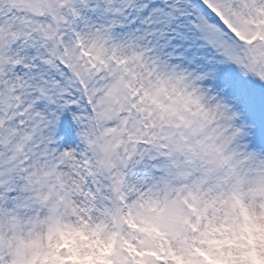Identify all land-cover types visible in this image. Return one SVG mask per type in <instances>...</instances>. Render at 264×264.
Segmentation results:
<instances>
[{
  "label": "snow or ice",
  "instance_id": "6c2138e0",
  "mask_svg": "<svg viewBox=\"0 0 264 264\" xmlns=\"http://www.w3.org/2000/svg\"><path fill=\"white\" fill-rule=\"evenodd\" d=\"M248 225L227 264L264 261V0H0V264H209Z\"/></svg>",
  "mask_w": 264,
  "mask_h": 264
},
{
  "label": "rangeland",
  "instance_id": "374dc122",
  "mask_svg": "<svg viewBox=\"0 0 264 264\" xmlns=\"http://www.w3.org/2000/svg\"><path fill=\"white\" fill-rule=\"evenodd\" d=\"M193 215L195 213H192ZM219 214L217 213V216ZM208 221L203 218H198L195 221V225L199 227L200 231L194 236V239L200 240L208 227ZM130 236L135 239L140 237L139 243L141 245L148 244L149 246L159 245L163 247H177L180 245L175 239H168L164 236H161L159 239L149 237L143 233V231L136 226H130L129 228ZM255 231L253 225L246 226L243 230H232V229H220L212 231L206 237V246H211L219 253L218 256H213L209 254L207 258L209 259V264H227V260L224 258V251L228 249L229 246L237 243L238 241L250 239L252 234ZM159 250V249H158ZM258 264H264V261H258Z\"/></svg>",
  "mask_w": 264,
  "mask_h": 264
}]
</instances>
